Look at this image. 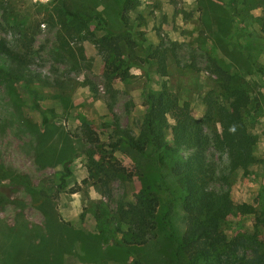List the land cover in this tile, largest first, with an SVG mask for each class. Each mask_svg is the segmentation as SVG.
<instances>
[{
    "label": "rangeland",
    "instance_id": "1",
    "mask_svg": "<svg viewBox=\"0 0 264 264\" xmlns=\"http://www.w3.org/2000/svg\"><path fill=\"white\" fill-rule=\"evenodd\" d=\"M62 5L85 19L75 25ZM118 9L117 0H0V39L27 68L17 79L0 73V264L186 262L178 247L186 213L166 197L144 243L116 247L111 241V231L116 237L126 233L119 211L135 203L145 182L157 188L152 156L118 140L116 132L139 131L150 90L165 87L189 102L209 136L218 123L217 115L206 116L207 102L228 105L233 90L244 91L249 102L242 112L256 140V161L248 173L231 169L227 153L211 145L209 186L229 191L235 202L264 204L263 1L137 0L127 12L128 39L120 38L119 52L109 55L97 18L119 30ZM154 54L165 57V70ZM117 66L120 75L127 70L126 79L106 76L107 67ZM35 102L51 116L49 123L42 124ZM84 132L97 141L86 142ZM67 161L72 172L60 182ZM110 161L130 175L113 172ZM168 179L173 187V177ZM254 223L252 214H230L221 230L227 243H250L253 233L264 241V230ZM236 249L234 264L253 255L251 248Z\"/></svg>",
    "mask_w": 264,
    "mask_h": 264
},
{
    "label": "trees",
    "instance_id": "2",
    "mask_svg": "<svg viewBox=\"0 0 264 264\" xmlns=\"http://www.w3.org/2000/svg\"><path fill=\"white\" fill-rule=\"evenodd\" d=\"M117 1L119 5L117 14L121 21L119 30L108 28L102 16L98 15L97 18L99 29L105 32L100 37V43L109 55L112 49L119 52L120 38L128 39L130 25L127 12L136 5L137 0ZM262 1L264 3V0ZM62 11L75 25L85 19L83 13L70 10L65 5H62ZM12 53L0 39V73L6 78L17 79L27 74V68L21 55ZM7 55L9 59H6ZM152 57L156 58L165 70V57L161 54H154ZM119 69L120 66L107 67L106 76L120 75ZM126 72L124 69L123 75H120L124 79L127 78ZM144 99L146 110L139 131L135 133L133 130L120 128V131L116 132L118 140H125L138 153L149 152L152 156L159 172L155 182L157 188H153L152 183L145 182L136 194L135 203L129 204L126 211L123 209L119 211L118 220L125 221L127 229L121 237H116L113 231L110 232L113 246L144 243L149 238L148 232L155 228L157 206L160 200L166 197L180 202L186 213L185 230L178 242L179 249L186 255V262L179 264H234L231 255L240 245L251 248L253 254L245 264H264V241L259 240L255 233L248 234L250 243L244 238L227 243L221 230V222L228 215L237 213L254 215V224L264 230V204L256 208L246 202H235L229 191L209 186L214 165L208 160L211 145L227 153L231 169L242 168L248 173L249 167L256 161L253 153L256 140L247 130L242 112L249 102L248 95L242 90H233L228 105L216 103L217 106L214 107L211 105L212 101L207 102L209 107L206 116L210 119L217 115L218 123V127L211 128L210 136L206 131L205 121L192 114L189 102H181L165 87L157 92L148 91ZM33 106L40 111L42 124L49 123L51 116L47 111L39 103L35 102ZM81 121L88 128L87 119L81 116ZM84 139L92 143L97 141L87 132H84ZM112 146H117V143H113ZM69 162L63 165L59 175L60 182H65L72 172ZM110 163L113 172L130 175L119 161ZM171 176L174 180L173 187L168 179ZM18 178L20 180L22 177ZM166 230L174 235L172 229L166 227ZM41 241L46 242L43 239ZM139 264L145 263L139 261Z\"/></svg>",
    "mask_w": 264,
    "mask_h": 264
}]
</instances>
